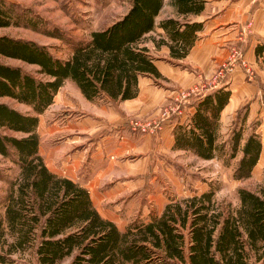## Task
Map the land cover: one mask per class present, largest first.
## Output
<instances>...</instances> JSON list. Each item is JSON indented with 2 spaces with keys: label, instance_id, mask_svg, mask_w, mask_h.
<instances>
[{
  "label": "trees",
  "instance_id": "trees-1",
  "mask_svg": "<svg viewBox=\"0 0 264 264\" xmlns=\"http://www.w3.org/2000/svg\"><path fill=\"white\" fill-rule=\"evenodd\" d=\"M164 1L132 0L120 20L93 31L88 41H78L66 60L35 41L0 35V55L38 65L48 76L40 79L0 59V98L11 97L35 111L23 113L0 101V154L14 157L21 168L20 177L11 182L3 198L0 263H12L16 253L29 252L38 264H60L67 258L68 264H264V184L258 191L240 188L238 208L216 209L214 192H205L171 202L160 217L123 231L101 215L88 188L54 173L40 154L39 115L54 103L67 79L89 100L105 97L117 102L135 99L142 77L162 76L149 48L141 42L155 29ZM206 2L172 0L181 15L201 13ZM13 14L5 0H0V28L18 25ZM161 27L170 38L166 43L171 56L183 59L203 23L169 18ZM256 55H264V45L257 46ZM231 95L225 82L192 93L189 97H196L187 121L175 112L169 116L174 117L170 123L176 122L172 148L213 159L222 146L221 113ZM247 117L246 113L238 119L229 139L231 157L242 151L234 172L239 180L252 176L263 152L256 131L259 124L244 137L242 123Z\"/></svg>",
  "mask_w": 264,
  "mask_h": 264
},
{
  "label": "rangeland",
  "instance_id": "rangeland-1",
  "mask_svg": "<svg viewBox=\"0 0 264 264\" xmlns=\"http://www.w3.org/2000/svg\"><path fill=\"white\" fill-rule=\"evenodd\" d=\"M5 2L14 10V21L18 25L1 27L0 35L35 41L63 60L72 57L78 41H88L93 31L111 26L132 6V0ZM171 3L172 0L164 1L156 17L155 29L141 42L149 48L163 73L161 77H143L140 97L117 102L105 97L88 100L76 83L67 79L54 103L39 115L40 154L48 167L92 190L95 207L102 214L113 216L107 219L113 220L123 231L132 224L148 223L160 217L171 202L201 196L205 192H214L216 209L238 208L241 205L240 188L258 191L264 184V87L259 90L256 83L237 88L245 98H250L239 110L224 118L219 138L222 146L213 159H203L190 151L172 148L171 131L164 127L167 120L172 121L174 117L163 118L166 109L180 106L182 113H177L187 121L190 104L196 96L183 97V93L191 87L201 90L202 85L210 86L209 83L216 81L217 86H221L232 75L226 69L234 50L240 49L245 57L252 44L231 43L216 47L200 40L190 49L186 59L173 58L166 43L170 38L161 23L169 18L182 23L193 21L194 15L178 14ZM0 59L20 66L40 79H48L39 71L38 65L2 55ZM222 69L226 77L216 79ZM253 70L252 80H255L256 70ZM243 71L244 79L251 83ZM0 101L23 113L35 114L31 105L11 97L0 98ZM251 107L257 116L252 117ZM246 113L247 120L242 123L244 137L259 124L256 131L262 138L263 153L252 176L239 180L234 177V172L242 151L231 157L229 139L235 123ZM260 113L263 114L261 117ZM4 133L18 137L24 135L9 130ZM13 159L0 154V217L5 215L3 198L7 196L11 182L21 174V168ZM14 259L8 264H38L29 252L16 253ZM69 262L70 258H67L60 264Z\"/></svg>",
  "mask_w": 264,
  "mask_h": 264
},
{
  "label": "crops",
  "instance_id": "crops-1",
  "mask_svg": "<svg viewBox=\"0 0 264 264\" xmlns=\"http://www.w3.org/2000/svg\"><path fill=\"white\" fill-rule=\"evenodd\" d=\"M171 5L174 8L173 3H171ZM193 15L194 20L190 22L203 23V28L197 31L198 37L192 48L196 47L200 40H204L206 43L209 42L211 46L216 47H225L231 43H239L243 46L248 45L249 43L252 44L251 48L246 53L245 58L249 62L251 68L256 70V79L252 80L251 83L247 82L244 79V68L242 69L240 63L239 66H237V63L235 64V68L231 71L232 75L225 82V84H228L229 88L232 90V95L228 105L221 113L220 121L222 123L228 114L239 110L240 107L247 103L250 98H245V94H243L242 91L237 90L238 87L247 88L246 83L251 84L252 86L256 83L257 85H255V87H258L259 90L264 87V55L259 57L256 55L257 46L264 45V0H207L204 10L199 14ZM188 56L189 54L183 59H186ZM155 63L160 70L161 66L156 61ZM160 72L163 73L161 70ZM142 79L143 77L140 79L139 95L135 99L140 97L142 91ZM196 81L200 83L199 79H196ZM192 109L193 108L189 109V114L192 113ZM253 110V107H251V115L252 117H255L258 113ZM262 115V113L259 114L260 117ZM174 126V123H170V121L167 120L164 127L171 131L170 141L172 146L174 143ZM89 191L94 202L92 190ZM98 211L100 212L99 209ZM101 215L105 218H114L108 214L101 213Z\"/></svg>",
  "mask_w": 264,
  "mask_h": 264
},
{
  "label": "built area",
  "instance_id": "built-area-1",
  "mask_svg": "<svg viewBox=\"0 0 264 264\" xmlns=\"http://www.w3.org/2000/svg\"><path fill=\"white\" fill-rule=\"evenodd\" d=\"M251 25V23H250ZM239 62L240 65L245 69L248 77L250 80H252L254 78V70L251 68L249 62L246 60V58L244 57V55L242 54L241 50L236 48L233 52V54L230 56V60H228V66L226 69V72H231L233 71V69L235 68V64ZM226 75L225 70H221L217 75H216V79H221L222 77H224ZM217 83V81H216ZM215 82L209 83L210 86H216ZM206 87V85H202L200 88L204 89ZM201 89V90H202ZM200 91L199 87H191L190 90L186 93H183V97H187L189 95H191L192 93L198 92ZM177 100L179 101V98H177ZM182 113V110L180 108V106H170L169 108L166 109V111L163 114V118H169V116L173 113Z\"/></svg>",
  "mask_w": 264,
  "mask_h": 264
}]
</instances>
